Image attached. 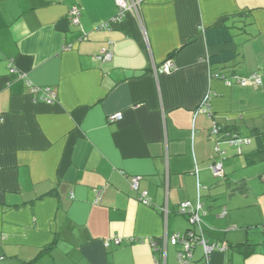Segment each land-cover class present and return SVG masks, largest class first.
Segmentation results:
<instances>
[{
    "label": "crops",
    "instance_id": "crops-1",
    "mask_svg": "<svg viewBox=\"0 0 264 264\" xmlns=\"http://www.w3.org/2000/svg\"><path fill=\"white\" fill-rule=\"evenodd\" d=\"M137 2L101 29L114 0H0V264H178L181 247L164 240L190 231L226 250L206 262L195 243L187 264H264L253 132H264V79L254 88L211 77L264 69V0ZM104 50L111 59L100 60ZM168 59L173 70L159 72ZM218 159L223 178L210 170ZM113 237L120 244L105 248Z\"/></svg>",
    "mask_w": 264,
    "mask_h": 264
},
{
    "label": "built area",
    "instance_id": "built-area-1",
    "mask_svg": "<svg viewBox=\"0 0 264 264\" xmlns=\"http://www.w3.org/2000/svg\"><path fill=\"white\" fill-rule=\"evenodd\" d=\"M115 4L118 9V13L109 20V22L103 24L101 26V29H109L110 24H117L120 23L122 20V17L125 12L129 10H135L137 9V5L139 4L137 0H114ZM70 15V21L73 25L78 24V12L76 9H72L69 13ZM112 55L110 52L107 51H101L100 55V60L106 61L111 59ZM174 68L173 63L170 59L166 60L162 65L158 67V71L162 73H168L172 71ZM9 73L13 76H16L18 78H23L24 76L22 74H19L14 67L9 68ZM211 77L214 79H221L224 81L225 85L229 86L231 85V82L227 79H225L223 76L219 74H211ZM264 77V69H260L256 71L255 73H252L248 76L245 77H234V81L239 84L242 87L246 86H252L254 88L260 87L262 84V79ZM26 85L29 87L30 91L32 94L39 95V100L43 103L46 104H52L55 102V93L51 88H39L32 86L27 80H26ZM202 113L209 114V109L205 108L203 110H200ZM121 115L120 114H115L112 115L108 118V121L110 123L114 121H119L121 120ZM220 132V129L217 126H214L211 131L209 132V135L215 136L218 135ZM226 142L230 145L238 146L242 145L245 143H249L248 141L244 140H235V139H227ZM219 145H220V140H216V145H215V151L218 153V155L221 156V152L219 150ZM210 170L211 173L214 177H222L223 176V168H222V161L221 160H215L211 165H210ZM140 177H133L131 179V188L132 190H137L138 189V183H139ZM101 190L95 191V203L98 202L100 198ZM138 199L139 201L144 204L145 206H150L151 202L148 197V193L146 191H143L138 194ZM179 212L183 215H186L189 219V222L191 225H199V216L197 213V210H193L188 203H183L180 206ZM222 214H225L223 211ZM169 243L171 246H177L179 245L181 247V250L177 252V262L178 264H187L191 260L192 256V249L195 243H198L204 253V257L206 262L208 261V258L210 254L213 251L219 250V251H224L226 250L225 246H220L217 243H209L206 238L204 237L203 234L197 233V232H187L184 234H174L171 236L170 239H165L164 244ZM111 244L113 245H119L120 240L119 238L113 237L112 239L105 240L103 245L105 248H108Z\"/></svg>",
    "mask_w": 264,
    "mask_h": 264
},
{
    "label": "trees",
    "instance_id": "trees-1",
    "mask_svg": "<svg viewBox=\"0 0 264 264\" xmlns=\"http://www.w3.org/2000/svg\"><path fill=\"white\" fill-rule=\"evenodd\" d=\"M258 71V70H257ZM256 71H254V72H252V73H255ZM251 73V74H252ZM219 75H221V74H219ZM221 76H223V75H221ZM224 77V76H223ZM236 77H241V76H236ZM225 78V77H224ZM226 79V78H225ZM263 79H264V77H263ZM263 79H262V83H263ZM227 80H229V79H227ZM230 82H231V84L232 83H236L235 81H232V80H229ZM239 85V84H238ZM261 86H262V84H261ZM253 132H254V137L255 138H259V139H261V142H262V146H261V148H258L257 150H256V152L257 153H259V154H261V155H264V132H258V131H255V130H253ZM235 139V140H241V141H244L245 139H243V138H240L238 135H236V134H233V135H230V134H227V139ZM247 141V140H246ZM249 142V141H248ZM240 145H238V147H239ZM224 176H222V177H218V178H223ZM133 178V177H132ZM131 178V179H132ZM263 180H264V178H263ZM130 182H131V180H130ZM131 184V183H130ZM237 190H238V192L239 193H243V192H245L246 190H247V188L244 186V184L243 183H239V184H237ZM246 189V190H245ZM47 250V249H46ZM45 250V251H46Z\"/></svg>",
    "mask_w": 264,
    "mask_h": 264
}]
</instances>
